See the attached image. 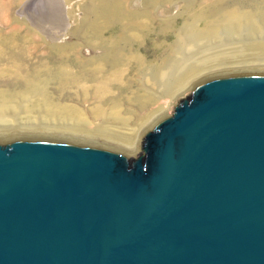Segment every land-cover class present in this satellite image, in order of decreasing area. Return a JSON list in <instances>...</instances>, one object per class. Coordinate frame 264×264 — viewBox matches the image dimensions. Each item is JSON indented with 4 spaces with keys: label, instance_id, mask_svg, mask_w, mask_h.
<instances>
[{
    "label": "water",
    "instance_id": "95a60500",
    "mask_svg": "<svg viewBox=\"0 0 264 264\" xmlns=\"http://www.w3.org/2000/svg\"><path fill=\"white\" fill-rule=\"evenodd\" d=\"M0 264H264V73L198 83L133 156L0 141Z\"/></svg>",
    "mask_w": 264,
    "mask_h": 264
},
{
    "label": "bare ground",
    "instance_id": "6f19581e",
    "mask_svg": "<svg viewBox=\"0 0 264 264\" xmlns=\"http://www.w3.org/2000/svg\"><path fill=\"white\" fill-rule=\"evenodd\" d=\"M64 1L68 4L67 0ZM90 1L86 13H91L92 20L86 21L79 29L72 30V35L78 32V38L82 43L68 41L65 44H52L50 53L53 62L58 64L56 65L58 68L48 69L46 73L48 77H54L53 79L57 82L59 100L55 101L53 92L46 88V81L41 79V74L22 76L20 70L24 66L20 60L9 59L10 62L7 64L13 63L14 65L10 66L14 69L9 67L5 69L11 75L0 67V79H3L0 80V140H10V138H16L15 136L35 139H54L57 136L78 137L87 141L66 138L54 140L95 145L100 144L92 141H107L106 143L113 142L125 147L118 145L113 147L114 144L102 146L134 153L138 150L142 134L155 122L151 119L152 115L148 110L150 105L156 103L157 106L161 105L162 108L159 111L164 113L167 106L172 108V104L176 103L179 95L191 90L192 86L204 79L229 73L245 74L264 71V41L257 44L249 40L252 26L243 31L241 39L232 38L230 34L232 32L225 30L223 40H218L216 31L219 25L215 27L213 23H207L206 30L199 32L193 30L196 23L203 20L205 15L217 12L218 9L215 7L217 2L214 0L203 2L199 7L195 0ZM131 2H135L136 7H130ZM26 3L22 8L23 13H26L28 8L40 4L39 0H27ZM7 4L1 8L7 9L10 6ZM70 5L68 8L71 7ZM239 17L234 16V19ZM44 28L52 29L49 26ZM181 28L186 31L191 29V31L180 33ZM210 31L213 32L212 37H210ZM64 36V32L51 34V37L57 40H63ZM149 38L148 43L157 50L156 62L164 60L162 57L164 52L175 51L174 57L169 58L171 61L169 64L163 66L158 64L162 62H158L157 65H153V68L146 66L149 57L144 49ZM169 40L172 44L175 43V48L168 43ZM24 44H17L16 47L9 41L3 43L7 48L15 50L10 57L16 58H23L25 55ZM250 55L253 57L256 55L255 59L251 60L253 57ZM1 61L3 62L0 60V63ZM128 70L133 73L130 75V82L124 80ZM5 77L7 79H4ZM21 77H24L23 81ZM137 84H143L146 87L145 94L139 92V88H136ZM18 87L27 88L30 93H40L41 101L27 96L22 104L17 105L18 97L21 96H17L16 92H10V95L4 92L7 88L17 89ZM72 89L75 90L72 91ZM114 89H119V92L114 93ZM130 93H133V97ZM66 96L76 97L80 104L82 101L95 103L96 119L107 118L123 122L125 124L122 127H125V130H112L105 122L94 126V123L85 117V108L80 107V104L70 105L65 102L63 99ZM134 97L137 98L144 114L143 116L135 115L131 118L132 122H129V118L123 114L120 105L126 100L132 102ZM162 115L157 119H160ZM144 118L147 119H145L147 123L143 120ZM46 120L52 122L48 125L54 124V126L41 125ZM84 123L90 126H84ZM60 124H68L70 129L61 127Z\"/></svg>",
    "mask_w": 264,
    "mask_h": 264
},
{
    "label": "rangeland",
    "instance_id": "374dc122",
    "mask_svg": "<svg viewBox=\"0 0 264 264\" xmlns=\"http://www.w3.org/2000/svg\"><path fill=\"white\" fill-rule=\"evenodd\" d=\"M63 1L64 0H39L40 4L34 5L32 8H28V11L26 13H23L22 8H23V5L27 4L26 3L27 0H0V60H3V62L1 61V63H0V67H2L4 69L5 68L8 69V67H9V69H14V67L10 66V65H14L13 63L7 64L8 62H10L9 59L20 60V62H22L23 66H24L22 68V70H20V73L22 74V76H27L29 74H33V75L41 74V79L43 81H46L45 82L46 88L49 91L53 92V98H55V101L59 100V97H60V94L57 93L58 92L57 88H56L57 82L55 81V79H53L54 77H52V78L48 77L47 73H46V70H48V69L54 70V69L58 68V67H56V65H58V64L53 62L52 54L50 53V51L53 48L52 44H65L68 41L73 42V43L74 42L75 43L81 42V39L79 40V38H78L79 37L78 32H75L72 35V33H73L72 30H73V28L79 29L81 26H83V24L86 21H88V20L91 21L93 18V17H91L92 16L91 13H86V10L88 9L87 6L91 3L90 0H67L68 4L65 3L66 1H64V3H63ZM195 1H196V5L199 7L203 4V2H207L208 0H204V1L203 0H195ZM214 2H217L216 6H215L218 9L217 12L214 11L215 13L207 14V15H205L203 20L198 21L196 23V25L194 26L195 29L193 28V30L195 32L206 30V27L208 25L207 23H213L215 27H217L219 25V27L217 28L218 31H216V37L218 38V40L219 39L223 40V35H224L225 30L228 31L229 33L232 32V33H230L232 35V38L236 37V38L241 39V37H242L241 34L244 33L243 31H245V29H250L252 26L251 33H250V35L248 34L250 36L249 40L254 41L257 44H261L264 41V0H214ZM70 3H71V5H70ZM6 4L10 5L7 9L1 8L2 6H5ZM69 5L71 7L68 8ZM129 6L130 7H136L135 2L129 3ZM67 9H69V10H67ZM76 9H78V10H76ZM233 13L235 15H233ZM234 16H240V17L237 19H234ZM212 17H213V20H212ZM204 20H205V22H204ZM226 20H227V22H226ZM234 21H237V22H234ZM232 23H233V25H232ZM44 26L45 27L49 26L52 29L46 30L44 28ZM202 27H203V29H202ZM209 27H211V26H209ZM179 31L181 33L183 31H186V29L181 28ZM189 31H191V29L187 30L186 32H189ZM53 32H64L65 38L63 40L53 39L51 37V34ZM176 32H178V30H176ZM195 32H193V33H195ZM57 34H60V33H57ZM210 34H211L210 37H212L213 32L211 33V31H210ZM6 41L12 42L13 43L12 46H16L17 44H24L25 43L24 47L26 48V52H25V55L23 56V58L10 57L11 53H13L15 50H11V49L7 48L5 45H3V43ZM148 42H150V38L147 41V43ZM168 43L170 45H172V47L175 46V43L172 44L171 40H169ZM16 49H18V48H16ZM144 50H146L147 56L149 57V60L147 61V63L149 65L146 64V66L151 67V68H153V65H157L158 62H162V63H158V64L159 65L162 64L163 66H165V64L166 65L169 64L171 62L169 60V58L174 57V54H175V51L173 53H171V51H170V52H168L169 54L167 52H164L165 54L164 53L162 54V57H164V60L158 59L160 61L156 62L157 61L156 56L158 55L157 50L155 48H153L151 46V44H149V43L146 45V48ZM88 54H90V52H88ZM250 56L253 57V55H250ZM255 57H256V55H254L253 59H251V60H254ZM1 58H3V59H1ZM150 59H151V61H150ZM152 60H154V61L152 62ZM258 61H260V60H258ZM149 62H151V63H149ZM132 64H133V62H132ZM49 67H52V68H49ZM129 70L127 72V75H125V78H124V80L126 79L125 81H127V82H130V75H133V73L130 72ZM259 72L264 73V71H258V73ZM6 73L8 75H11L7 70H6ZM129 73H131V74H129ZM248 73H252V72H248ZM255 73H257V72L255 71ZM240 74H242V73H240ZM224 75H231V73L224 74ZM219 76H221V75H219ZM6 77L4 79L9 78V77H7V78ZM135 77H136V75L134 74V78ZM23 78L21 77V81H23ZM137 78H139V76ZM210 78H207V79H210ZM0 80H3V79H0ZM204 80H206V79H204ZM200 82H202V81H200ZM197 84L198 83H196L195 85H197ZM194 86H192L191 89ZM136 88L137 89L139 88L138 90L141 94H143L145 92V89H146V87L143 86V84L142 85L137 84ZM136 88H134V89L137 90ZM74 90L75 89H72V91H74ZM114 91H115L114 93H117V92H119V89H114ZM10 92H16L17 96H21V97H18L19 98L18 103H16L14 100V103H16L17 105L22 104L24 102L25 98H27V96L31 97V99H36L39 101H41V98H42V95L40 93H37V92L30 93L29 90L27 88L24 89V87H18L17 89L7 88V90L4 93L7 95H10L11 94ZM189 94H190V89L187 90L185 93L179 95L177 97L176 103H178L182 99L183 96H186V95L189 96ZM130 95L133 97V93H130ZM90 98H92V97H90ZM169 98H170V96H169ZM63 100L65 102H68L70 105H76V104L79 105L80 104L79 101H77L78 99L76 97L70 98V97L66 96V97H64ZM176 103L172 104V106H171L172 108H168L169 106H167L168 109L166 108L164 113H163V111L162 112L159 111V109L162 108L161 105L157 106V103L155 105H150V108L148 110H149V113L152 115L151 119L154 120L155 122H153L149 128H152L153 125L155 123H157L162 117H164L168 114H172L175 110ZM80 107H83V109L85 108V111H86L85 117L88 120H90L91 122H93L94 126L105 122V124H108V127L112 130H121V131L125 130V127H122V125L125 124L123 122H116V120L107 119V118L106 119L104 118L103 120L98 119V118L96 119L95 114H94L95 110L97 109L95 107V103H93V102L87 103V102L82 101L80 104ZM120 107L123 111V114L129 118V122H132L131 118H134L135 115L136 116H143V114H144V111L139 106V102H138L136 97L133 98L132 102H131V100H126L125 102L122 103V105H120ZM161 114H163L162 117L160 119H157V117L160 116ZM145 119L146 118H144L143 120H145ZM155 119H157V120H155ZM49 122H51V121L46 120V121L42 122L41 125L50 126V125H48ZM147 122L148 121H146V123ZM23 123H28V122H23ZM83 125L88 126V127L90 126L89 124L87 125L86 123H84ZM52 126H54V124H52L50 127H52ZM59 126L70 129L68 127V124H60ZM75 127H79V126H75ZM143 136H144V133L142 134V137L140 138L141 141H140L138 150L134 153L128 152V154L133 156V155H136L140 152V147H141ZM15 137L16 138H10V140L18 139L20 137L22 138V136H19V137L15 136ZM23 138H25V136ZM62 138L79 140V141H87L85 139H80L78 137H60V136L54 137V139H62ZM0 141H7V140L1 139ZM92 142L98 143L100 145L104 144L107 146L114 144L113 147H115V145H118V144H115L113 142L106 143L107 141L106 142L92 141ZM118 146H121V145H118ZM121 147H125V146H121Z\"/></svg>",
    "mask_w": 264,
    "mask_h": 264
}]
</instances>
